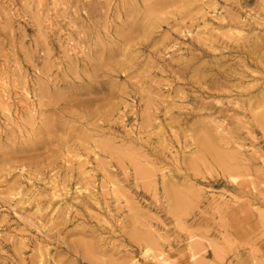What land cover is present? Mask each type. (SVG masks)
<instances>
[{"label": "rangeland", "instance_id": "obj_1", "mask_svg": "<svg viewBox=\"0 0 264 264\" xmlns=\"http://www.w3.org/2000/svg\"><path fill=\"white\" fill-rule=\"evenodd\" d=\"M264 0H0V264H264Z\"/></svg>", "mask_w": 264, "mask_h": 264}, {"label": "bare ground", "instance_id": "obj_2", "mask_svg": "<svg viewBox=\"0 0 264 264\" xmlns=\"http://www.w3.org/2000/svg\"><path fill=\"white\" fill-rule=\"evenodd\" d=\"M258 121H259V124L257 125V127L260 128V129H262L264 131V114H262L260 116V118L258 119ZM160 257H161L160 258L161 264H172L170 262V258L165 257L164 254H161Z\"/></svg>", "mask_w": 264, "mask_h": 264}]
</instances>
